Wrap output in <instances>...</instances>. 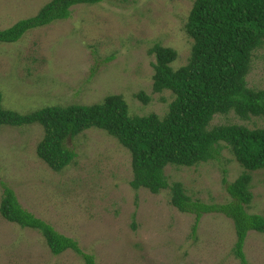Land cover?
Masks as SVG:
<instances>
[{"label": "rangeland", "instance_id": "obj_1", "mask_svg": "<svg viewBox=\"0 0 264 264\" xmlns=\"http://www.w3.org/2000/svg\"><path fill=\"white\" fill-rule=\"evenodd\" d=\"M52 0H0V30L34 17ZM196 0H104L77 5L64 21L30 30L15 43H0V92L4 109L27 115L48 106L93 105L121 95L130 114L161 117L175 96L154 93L150 51L178 53L172 67L188 64L194 41L186 32ZM248 87L264 89V45L254 52ZM144 94L145 102L138 95ZM264 128V118L216 115L222 125ZM44 138L39 124L0 127V205L3 184L24 209L76 240L97 264H242L234 255L231 219L204 215L196 235L195 217L171 205L169 191L134 190L132 158L116 138L90 128L68 141L77 153L61 173L37 154ZM229 148L220 159L193 167L168 166L170 182H181L194 199L226 203L223 183L246 173ZM252 176L251 213L264 216V170ZM246 264H264V234L251 232ZM0 264H85L72 250L54 256L36 230L8 222L0 213Z\"/></svg>", "mask_w": 264, "mask_h": 264}, {"label": "trees", "instance_id": "obj_2", "mask_svg": "<svg viewBox=\"0 0 264 264\" xmlns=\"http://www.w3.org/2000/svg\"><path fill=\"white\" fill-rule=\"evenodd\" d=\"M103 1L52 0L38 15L0 30V43H15L30 30L67 20L77 5ZM186 32L194 41L187 65L177 70L172 67L178 58L172 48L156 45L150 51L155 56L154 93L170 91L175 96L165 116L132 115L121 95H110L93 105L48 106L22 115L4 109L0 92V127L41 125L44 138L37 154L57 173L78 156L69 148V140L90 128L105 131L131 154L130 184L134 190L144 188L153 194L169 191L171 205L195 217L194 235L204 215L219 214L231 219L236 233L234 255L246 264L244 249L249 233L264 234V216L249 211L253 193L248 173L264 170V128L210 126L216 115L234 113L243 120L264 118V89H251L247 83L254 52L264 45V0H196ZM138 97L149 100L142 93ZM224 147L248 171L233 183L224 178L229 202L194 199L181 182L167 178L166 167L188 168L218 161ZM3 189L0 213L5 220L41 233L54 256L72 250L85 264H97L95 256L86 253L76 240L24 209L11 187L3 184Z\"/></svg>", "mask_w": 264, "mask_h": 264}]
</instances>
